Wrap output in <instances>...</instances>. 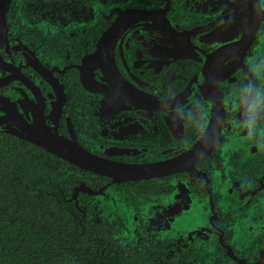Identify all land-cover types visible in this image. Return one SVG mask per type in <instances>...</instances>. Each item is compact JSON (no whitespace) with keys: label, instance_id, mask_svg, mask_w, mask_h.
<instances>
[{"label":"flooded vegetation","instance_id":"obj_1","mask_svg":"<svg viewBox=\"0 0 264 264\" xmlns=\"http://www.w3.org/2000/svg\"><path fill=\"white\" fill-rule=\"evenodd\" d=\"M180 1L0 0V139L34 144L15 132L46 127L66 154H91L96 170L39 146L46 176L61 172L59 205L78 204L64 207L74 225L112 237L126 264H264V150L233 120L204 135L169 110L199 94L238 119L229 92L244 58L264 55V19ZM202 135L215 147L200 159ZM155 163L165 173L125 169Z\"/></svg>","mask_w":264,"mask_h":264},{"label":"trees","instance_id":"obj_2","mask_svg":"<svg viewBox=\"0 0 264 264\" xmlns=\"http://www.w3.org/2000/svg\"><path fill=\"white\" fill-rule=\"evenodd\" d=\"M45 157L28 141L0 139V264H126L112 237L82 232L52 193L39 194Z\"/></svg>","mask_w":264,"mask_h":264},{"label":"clouds","instance_id":"obj_3","mask_svg":"<svg viewBox=\"0 0 264 264\" xmlns=\"http://www.w3.org/2000/svg\"><path fill=\"white\" fill-rule=\"evenodd\" d=\"M241 2L245 4L250 2L253 16L264 19V0H241ZM262 69H264V55H252L244 58L243 78H237L229 92V95L233 96L234 106L238 104L241 109L238 119L237 115L233 116L231 113H226L225 118L218 117L212 99L199 94L195 96L189 94L181 104L174 105L169 110L186 112L184 120L191 122L193 129L197 132L203 129L204 135L207 134L208 129L223 127L226 121L233 120L235 126L244 130L247 138L253 140L260 150H264V71ZM222 85V80L217 82L218 87H222ZM209 105L213 107L211 117L208 112ZM214 147L215 145L212 146V148ZM211 149H205L202 135L201 149L196 151L197 157L204 158ZM192 150L194 148L189 149V151Z\"/></svg>","mask_w":264,"mask_h":264},{"label":"water","instance_id":"obj_4","mask_svg":"<svg viewBox=\"0 0 264 264\" xmlns=\"http://www.w3.org/2000/svg\"><path fill=\"white\" fill-rule=\"evenodd\" d=\"M199 0H194V2H197ZM204 1V0H201ZM218 1H223V0H209L208 2H206V4H215ZM227 2L231 3V7L230 9H235V10H243L246 7L251 6V3H243L241 2V0H236L235 2H233L232 0H224ZM179 6L181 8H187V0H181L179 2ZM178 19L182 20L183 24L187 25V12H183V13H177ZM229 15V14H227ZM225 20H227L225 18ZM176 26H180L182 25L177 24V20L174 21ZM4 127H2V123H0V129H2ZM7 130L8 129H4ZM14 132V131H13ZM17 135L28 139L29 141L33 142L34 144L44 147L47 150H50L52 152H54L55 154H59L62 155L63 158L69 162H73L76 163L78 165H80L82 168L85 169H94L96 170V168L94 167V163H97L96 160H94L91 156V154H89L88 152H86V150H82L80 149L79 152H74V148L70 149V154H66V150H68L65 146H64V140L61 139L56 133L52 132V130L46 128V127H26V134L23 133H18L17 131L15 132ZM105 162H102L101 166H104ZM165 167V164L163 163H155L153 165L150 166H128L127 169L129 174L131 176H134V178L136 177H147V176H153V175H161L163 173H165V171H160ZM56 169L55 166H50L49 172H48V176H49V182H50V190L49 192L52 193L57 200L62 199L60 198V187L64 185L61 184V172ZM160 171V172H159ZM102 172V171H101ZM80 190L86 189V190H90V188L88 186L85 185H80L79 186ZM78 189V190H79ZM71 201V200H70ZM63 207H66L72 214L77 213V208L78 204H73L72 202H63ZM76 208V209H75Z\"/></svg>","mask_w":264,"mask_h":264}]
</instances>
